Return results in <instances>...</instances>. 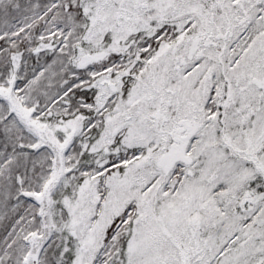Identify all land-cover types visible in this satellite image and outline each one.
I'll list each match as a JSON object with an SVG mask.
<instances>
[{
	"label": "snow or ice",
	"instance_id": "6c2138e0",
	"mask_svg": "<svg viewBox=\"0 0 264 264\" xmlns=\"http://www.w3.org/2000/svg\"><path fill=\"white\" fill-rule=\"evenodd\" d=\"M0 264H264V0H0Z\"/></svg>",
	"mask_w": 264,
	"mask_h": 264
}]
</instances>
